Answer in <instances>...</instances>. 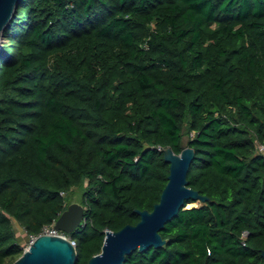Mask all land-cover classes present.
I'll use <instances>...</instances> for the list:
<instances>
[{
    "label": "trees",
    "instance_id": "1",
    "mask_svg": "<svg viewBox=\"0 0 264 264\" xmlns=\"http://www.w3.org/2000/svg\"><path fill=\"white\" fill-rule=\"evenodd\" d=\"M256 140L264 0H21L0 47V264L25 251L15 224L38 235L74 188L85 223L69 235L89 264L107 231L153 210L164 152L184 147L189 186L209 200L125 264H263Z\"/></svg>",
    "mask_w": 264,
    "mask_h": 264
},
{
    "label": "water",
    "instance_id": "2",
    "mask_svg": "<svg viewBox=\"0 0 264 264\" xmlns=\"http://www.w3.org/2000/svg\"><path fill=\"white\" fill-rule=\"evenodd\" d=\"M21 0H0V47L4 41V31L10 24ZM165 160L170 163L168 183L160 201L152 211L136 210L141 219L136 225L128 224L119 231H107L101 253L94 255L89 264H125L133 251H146L151 247L161 248L166 244L160 234L166 223L186 208L197 207L190 204L209 200L199 191L191 188L188 172L195 158L191 147H184L177 154L172 148L165 150ZM191 201L186 204V201ZM85 207L78 203L70 204L56 220L55 227L67 234L83 225ZM264 258V252H263ZM76 247L70 240L42 234L24 251L13 264H76ZM264 264V263H263Z\"/></svg>",
    "mask_w": 264,
    "mask_h": 264
},
{
    "label": "rangeland",
    "instance_id": "3",
    "mask_svg": "<svg viewBox=\"0 0 264 264\" xmlns=\"http://www.w3.org/2000/svg\"><path fill=\"white\" fill-rule=\"evenodd\" d=\"M186 143H187V139L185 138L184 144L186 145ZM81 194H82L81 190L75 189V188L72 191H70L68 193V195L66 193H64L65 196L67 195L66 200L70 204L75 203V202H79ZM190 205L199 206L200 202H196V203L190 204ZM15 228H16L17 234L20 238V243H21L22 247L26 250L30 246L29 236L26 233V231L22 227H20L17 223L15 224Z\"/></svg>",
    "mask_w": 264,
    "mask_h": 264
},
{
    "label": "built area",
    "instance_id": "4",
    "mask_svg": "<svg viewBox=\"0 0 264 264\" xmlns=\"http://www.w3.org/2000/svg\"><path fill=\"white\" fill-rule=\"evenodd\" d=\"M255 143H256V146L259 149V151L264 152V143H261L258 140H256ZM62 195H64V193H62ZM84 223H85V220L83 221V224ZM55 224H56V220L52 224L45 225L41 229V232L38 235L30 236V245L36 240L37 237H39L42 234H46V235L66 238V239L70 240V242L73 244L74 247H76V242L74 241V239H72V237H70L69 234L57 229L55 227Z\"/></svg>",
    "mask_w": 264,
    "mask_h": 264
}]
</instances>
